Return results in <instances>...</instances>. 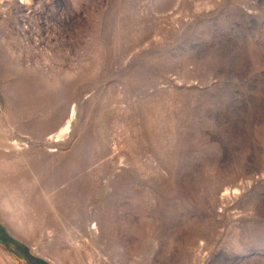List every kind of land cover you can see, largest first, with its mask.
Instances as JSON below:
<instances>
[{
  "label": "rangeland",
  "instance_id": "1",
  "mask_svg": "<svg viewBox=\"0 0 264 264\" xmlns=\"http://www.w3.org/2000/svg\"><path fill=\"white\" fill-rule=\"evenodd\" d=\"M0 264H264V0H0Z\"/></svg>",
  "mask_w": 264,
  "mask_h": 264
},
{
  "label": "bare ground",
  "instance_id": "2",
  "mask_svg": "<svg viewBox=\"0 0 264 264\" xmlns=\"http://www.w3.org/2000/svg\"><path fill=\"white\" fill-rule=\"evenodd\" d=\"M68 130V128L66 129V130H64L63 132H65L66 133V131Z\"/></svg>",
  "mask_w": 264,
  "mask_h": 264
}]
</instances>
